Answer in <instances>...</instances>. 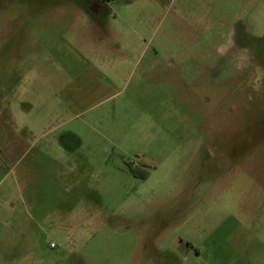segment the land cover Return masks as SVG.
<instances>
[{"label":"rangeland","instance_id":"rangeland-1","mask_svg":"<svg viewBox=\"0 0 264 264\" xmlns=\"http://www.w3.org/2000/svg\"><path fill=\"white\" fill-rule=\"evenodd\" d=\"M85 4L0 0V264H264V0Z\"/></svg>","mask_w":264,"mask_h":264},{"label":"flooded vegetation","instance_id":"flooded-vegetation-1","mask_svg":"<svg viewBox=\"0 0 264 264\" xmlns=\"http://www.w3.org/2000/svg\"><path fill=\"white\" fill-rule=\"evenodd\" d=\"M107 2H109V0H86L85 8L87 11L95 15H100V13L103 11L104 6L106 5ZM96 6L97 8L93 9ZM52 247L56 248L54 244H52Z\"/></svg>","mask_w":264,"mask_h":264},{"label":"crops","instance_id":"crops-1","mask_svg":"<svg viewBox=\"0 0 264 264\" xmlns=\"http://www.w3.org/2000/svg\"><path fill=\"white\" fill-rule=\"evenodd\" d=\"M83 93H84V90L82 91V93H81V94H80V93H77V92H75V93H74V92H72V94L75 96V98H76V94H79V95H78V97H79V96H80V97H81V96H84V94H83Z\"/></svg>","mask_w":264,"mask_h":264}]
</instances>
